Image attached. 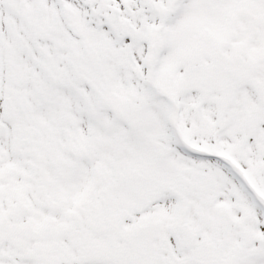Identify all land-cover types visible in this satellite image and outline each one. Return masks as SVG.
<instances>
[{
	"label": "snow or ice",
	"instance_id": "6c2138e0",
	"mask_svg": "<svg viewBox=\"0 0 264 264\" xmlns=\"http://www.w3.org/2000/svg\"><path fill=\"white\" fill-rule=\"evenodd\" d=\"M0 264H264V0H0Z\"/></svg>",
	"mask_w": 264,
	"mask_h": 264
}]
</instances>
